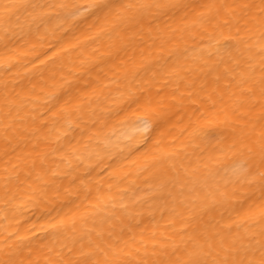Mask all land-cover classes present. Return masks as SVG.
Here are the masks:
<instances>
[{
  "label": "bare ground",
  "instance_id": "1",
  "mask_svg": "<svg viewBox=\"0 0 264 264\" xmlns=\"http://www.w3.org/2000/svg\"><path fill=\"white\" fill-rule=\"evenodd\" d=\"M0 264H264V0H0Z\"/></svg>",
  "mask_w": 264,
  "mask_h": 264
}]
</instances>
